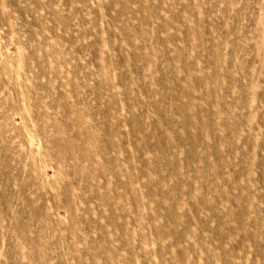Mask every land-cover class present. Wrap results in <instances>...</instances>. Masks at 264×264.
Masks as SVG:
<instances>
[{
  "label": "rangeland",
  "instance_id": "rangeland-1",
  "mask_svg": "<svg viewBox=\"0 0 264 264\" xmlns=\"http://www.w3.org/2000/svg\"><path fill=\"white\" fill-rule=\"evenodd\" d=\"M0 264H264V0H0Z\"/></svg>",
  "mask_w": 264,
  "mask_h": 264
}]
</instances>
